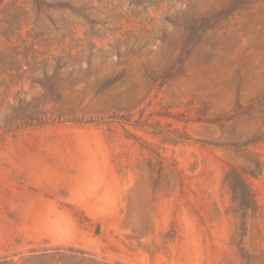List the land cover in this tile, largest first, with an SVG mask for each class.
<instances>
[{"label":"rangeland","instance_id":"rangeland-1","mask_svg":"<svg viewBox=\"0 0 264 264\" xmlns=\"http://www.w3.org/2000/svg\"><path fill=\"white\" fill-rule=\"evenodd\" d=\"M0 264H264V0H0Z\"/></svg>","mask_w":264,"mask_h":264}]
</instances>
